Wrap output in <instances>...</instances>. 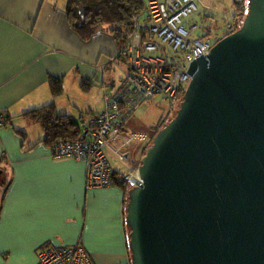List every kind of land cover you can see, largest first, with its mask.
Segmentation results:
<instances>
[{
    "label": "water",
    "instance_id": "95a60500",
    "mask_svg": "<svg viewBox=\"0 0 264 264\" xmlns=\"http://www.w3.org/2000/svg\"><path fill=\"white\" fill-rule=\"evenodd\" d=\"M187 73L127 191L130 264H264V0Z\"/></svg>",
    "mask_w": 264,
    "mask_h": 264
},
{
    "label": "crops",
    "instance_id": "0c3cea01",
    "mask_svg": "<svg viewBox=\"0 0 264 264\" xmlns=\"http://www.w3.org/2000/svg\"><path fill=\"white\" fill-rule=\"evenodd\" d=\"M63 7L58 0H0V111L11 118L0 128V264H36L44 245L79 243L94 264H129L122 191L87 189L84 163L53 158L51 147L41 142L40 125L24 116L49 104L55 113L73 112L72 105L59 104L71 72L73 87H95L98 94L111 79L103 66L99 71L96 64L86 65L100 52L108 59L110 54L94 52L70 33ZM48 77L62 80L61 96L52 95ZM31 127L40 128L41 136ZM107 156L115 158L110 149Z\"/></svg>",
    "mask_w": 264,
    "mask_h": 264
},
{
    "label": "built area",
    "instance_id": "2783aa9c",
    "mask_svg": "<svg viewBox=\"0 0 264 264\" xmlns=\"http://www.w3.org/2000/svg\"><path fill=\"white\" fill-rule=\"evenodd\" d=\"M203 8L201 0H144L145 20L135 21L124 45L127 69L115 83L102 84L106 90L104 108L82 121L80 139L51 147L55 159L70 158L84 163L87 189L110 187L113 168L108 149L125 167L124 181L130 187L134 185L131 178L139 181V151L150 136L147 132L127 133L130 116L157 96L171 102L179 100L191 79L187 73L190 63L200 55L206 57L218 40L240 27L236 29L233 20L226 21L222 28H215L214 35L209 31L204 38L196 36V32L216 25L213 18H208V22L195 19ZM162 51L166 54H161ZM5 121L0 113V128ZM36 264L94 262L79 243L44 245L38 250Z\"/></svg>",
    "mask_w": 264,
    "mask_h": 264
},
{
    "label": "trees",
    "instance_id": "16d2710c",
    "mask_svg": "<svg viewBox=\"0 0 264 264\" xmlns=\"http://www.w3.org/2000/svg\"><path fill=\"white\" fill-rule=\"evenodd\" d=\"M62 3L64 5L62 13L64 15L65 24L67 25L68 31L72 33L80 42L89 44L88 46L91 45V47H95V50H93L94 52H96L97 49H103L104 51L108 52L110 57L109 60H107L108 63L105 61V65H110L108 67L111 68H121L123 69L121 73L125 72L127 69V63L124 45L131 35L135 21L143 22V20H145L146 15L144 13V0H63ZM241 3L242 9L240 16H242V19L238 14H236L234 21L239 20L242 22L243 17L246 15L244 13L246 12L247 1L241 0ZM207 17L209 16L203 13L201 16L202 21H204V18ZM239 21H236V23L234 22L236 29L240 26ZM206 29V33L201 35V38L209 35V27H206ZM161 54L165 55L166 53L162 51ZM98 56V61H100L101 52ZM112 71L113 70L110 72ZM121 78L122 77H120V79ZM48 79L52 95L54 97L61 96L63 91L62 80L52 77H48ZM114 80V78H111L108 80V82L115 83L116 81ZM81 84L82 87H84V79H82ZM103 91L105 94L106 90ZM182 95L183 94L179 96L180 101L182 99ZM54 107V104H49L24 114V116L29 118L30 121L40 125L41 129L43 130V139L41 142L52 147L54 144L59 142L80 139L82 136L81 123L84 120L86 121L87 116L93 114L92 110L83 113L76 119L70 115L56 114ZM0 113H2V115L6 118L4 126L8 125L11 118L5 111H0ZM162 120L163 118L161 119L160 117L158 121L159 124L157 123L158 126L156 127V124L154 125V130L159 127ZM163 126H161V128ZM161 128H159V130ZM147 145L141 149L139 155L143 154L144 150L150 144L148 146ZM6 184L7 183L2 182V186L5 187ZM110 186L119 188L123 193L122 218L123 227L126 234L125 245L130 258V251L128 248L129 230L126 227L124 221L125 205L127 203V191L129 189V185L124 181L123 175L119 173V171L117 172V170L113 169Z\"/></svg>",
    "mask_w": 264,
    "mask_h": 264
},
{
    "label": "rangeland",
    "instance_id": "374dc122",
    "mask_svg": "<svg viewBox=\"0 0 264 264\" xmlns=\"http://www.w3.org/2000/svg\"><path fill=\"white\" fill-rule=\"evenodd\" d=\"M62 1L63 0H58V2H61V3ZM244 1H247V0H244ZM201 5L204 6V8L201 10V14L196 16V19H201V16L203 15V13L209 16L207 18H204L205 19L204 21L208 22L209 21L208 18H213L212 22H215L216 27L215 25L209 27V30L212 31V35H214L215 28H219V29L222 28V26L225 24L226 21H231V20L234 21V19L236 18V14H238L239 17L242 19V16H240V12L242 9L241 0H237V1L235 0H201ZM244 14H247V8ZM236 21H239V20H236ZM236 21L234 22L236 23ZM242 22L239 21L240 26ZM206 30H207L206 28L203 30H200L196 32L195 35L196 36L204 35L206 33ZM89 48L91 50H95V47H91V45L89 46ZM98 60L99 58L97 60H95V58H88L86 65L96 64L95 66L98 67L99 71L102 69V66H103L104 74L106 73V75H109V78H114L115 79L114 81H116L117 78L120 79V77H122L121 71L123 69L111 68V67H108L110 65L108 66L105 65L106 64L105 61L109 59L107 58L106 55H104V53H101V59L99 62ZM102 63L104 65H101ZM111 70L113 71L110 72ZM87 74L91 76L90 73H87ZM74 79H75V75L74 73L72 74L71 72L65 81L64 93L60 97V100H59L60 105H67V104L72 105L74 109L73 112L69 113L67 111H59L57 109L56 113L60 114V113L66 112L65 114L67 113L72 114L75 116L74 118L77 119L78 116L82 115L85 111H89L93 108L96 109L97 106L99 107V109L102 108L104 104V100H103L104 91L102 92L103 94H98L96 92L97 88L93 87L90 89L86 87L87 84L83 85L85 88H88L87 90L84 91L81 89L80 83H77L75 87H73L70 83L71 81H74ZM75 88L80 90L81 95H83L82 97L80 96V94H78L75 91ZM179 102H180V99L177 101L171 102L170 100L162 98V96H157L154 100H152L151 102H148L143 107L136 110L130 116L126 124V132L131 133L137 130H143L147 133L150 132L149 134H151V138L149 137L150 140H148V145H149L155 135V132L159 130V128H161V126H163L170 118H172L175 111L179 107V104H180ZM102 109H100L99 111H101ZM160 117L161 119L163 118V120L160 123L159 127L156 128L157 130L155 129L156 130L155 131L154 125L156 124V127L158 126L157 123ZM31 133L37 134L39 137L41 136V131H40V128L38 127H31ZM108 159L114 170H117V172L119 171V173L121 174H124L126 172L125 167L119 164L115 158L108 156Z\"/></svg>",
    "mask_w": 264,
    "mask_h": 264
},
{
    "label": "clouds",
    "instance_id": "9594fccd",
    "mask_svg": "<svg viewBox=\"0 0 264 264\" xmlns=\"http://www.w3.org/2000/svg\"><path fill=\"white\" fill-rule=\"evenodd\" d=\"M135 133V132H134ZM150 133V132H149ZM148 133V134H149ZM149 136H150V134H149ZM150 138H151V136H150ZM150 138H149V140H150ZM148 144V141L141 147V149H143L146 145ZM141 149H140V151H141ZM140 151H139V153H140ZM144 153V152H143ZM143 154H141V155H139V159H140V157L142 156ZM139 159H138V161H139ZM140 164V163H139ZM112 166V165H111ZM140 166V165H139ZM123 175V174H122ZM134 186V185H133ZM132 186V187H133ZM111 187V186H110ZM131 187L129 186V189H130ZM128 189V190H129ZM125 217V216H124ZM129 264H130V262H129Z\"/></svg>",
    "mask_w": 264,
    "mask_h": 264
},
{
    "label": "flooded vegetation",
    "instance_id": "af4514ba",
    "mask_svg": "<svg viewBox=\"0 0 264 264\" xmlns=\"http://www.w3.org/2000/svg\"><path fill=\"white\" fill-rule=\"evenodd\" d=\"M150 136H151V134H150Z\"/></svg>",
    "mask_w": 264,
    "mask_h": 264
}]
</instances>
